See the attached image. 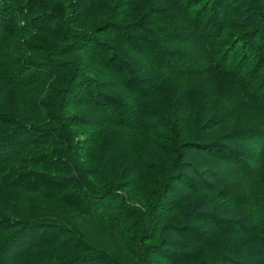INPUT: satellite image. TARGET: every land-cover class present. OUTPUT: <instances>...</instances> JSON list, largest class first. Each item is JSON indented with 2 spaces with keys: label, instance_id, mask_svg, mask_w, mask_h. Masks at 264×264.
<instances>
[{
  "label": "trees",
  "instance_id": "16d2710c",
  "mask_svg": "<svg viewBox=\"0 0 264 264\" xmlns=\"http://www.w3.org/2000/svg\"><path fill=\"white\" fill-rule=\"evenodd\" d=\"M0 264H264V0H0Z\"/></svg>",
  "mask_w": 264,
  "mask_h": 264
},
{
  "label": "rangeland",
  "instance_id": "374dc122",
  "mask_svg": "<svg viewBox=\"0 0 264 264\" xmlns=\"http://www.w3.org/2000/svg\"><path fill=\"white\" fill-rule=\"evenodd\" d=\"M235 18H236V20L237 21H239L238 20V18L235 16ZM241 19V18H240ZM160 25H162L161 24V22H160ZM50 39V38H49ZM48 39V40H49ZM51 41H52V39H51ZM84 59H88L87 57H83ZM221 75H218V74H215V73H209V74H203L201 77H199V78H192V79H190V80H187L186 82H185V84H187V83H191V82H193V81H195V80H197V82H196V84H198V85H200V86H204V87H208V88H211V91L212 92H219V91H221L222 89L220 88H218V86L216 85V84H218L219 82H217V81H219V77H220ZM214 86H215V89H214ZM73 92H76L77 91V93H78V91H80V89H79V87L77 86V87H75V88H73V90H72ZM13 97H15V94H13L12 95ZM148 102H149V104H150V109H152L153 108V106H157L158 107V104H162L163 103V101H162V99H161V97H159V96H155V97H152V98H150L149 100H148ZM239 103L240 102H238L236 105H239ZM247 106V105H246ZM252 107H253V109H255V110H258L256 107H254L253 105H251ZM242 107H245L244 105H242V106H240V109L242 110ZM252 109V110H253ZM152 111V110H151ZM243 111V110H242ZM80 138L82 139V137L80 136ZM261 148V147H260ZM260 148H258V149H260ZM251 153V152H250Z\"/></svg>",
  "mask_w": 264,
  "mask_h": 264
}]
</instances>
